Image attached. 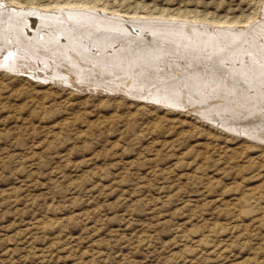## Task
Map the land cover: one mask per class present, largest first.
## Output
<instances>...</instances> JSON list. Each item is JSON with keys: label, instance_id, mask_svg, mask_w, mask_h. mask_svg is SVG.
Listing matches in <instances>:
<instances>
[{"label": "rangeland", "instance_id": "rangeland-1", "mask_svg": "<svg viewBox=\"0 0 264 264\" xmlns=\"http://www.w3.org/2000/svg\"><path fill=\"white\" fill-rule=\"evenodd\" d=\"M1 1V50L50 32L40 46L60 49L59 59L95 56L104 68H134L138 76L121 75L146 89L158 88L150 77L163 72L162 94L202 107L65 85L51 75L58 58L50 56L18 53L29 65L21 73L0 64V264H264V142L242 133L251 126L264 137V0ZM94 13L104 20L93 22ZM160 26L179 31L164 39ZM123 45L117 60L103 59Z\"/></svg>", "mask_w": 264, "mask_h": 264}, {"label": "bare ground", "instance_id": "bare-ground-1", "mask_svg": "<svg viewBox=\"0 0 264 264\" xmlns=\"http://www.w3.org/2000/svg\"><path fill=\"white\" fill-rule=\"evenodd\" d=\"M1 1V0H0ZM6 1H8V0H6ZM9 1H11L12 2V0H9ZM2 2V1H1ZM16 2V1H15ZM4 3V2H3ZM5 3H7V2H5ZM10 3V2H9ZM13 4V3H12ZM1 5V4H0ZM4 5V4H3ZM7 4H5L4 6H6ZM50 5L51 4H47V5H45V6H41V8H43V9H47V8H49L50 7ZM74 5H79L78 3H73V4H71V3H69V2H65L64 3V5L63 6H70V7H72V6H74ZM8 6V5H7ZM12 6V5H11ZM15 6H17V4L15 5ZM53 6H59V7H61V5H59V4H54V5H52V7ZM80 6H87V4H80ZM69 7V8H70ZM75 7V6H74ZM77 7V6H76ZM63 8H65V7H63ZM73 8V7H72ZM71 8V9H72ZM82 8H84V7H82ZM93 8V7H92ZM5 11H6V13H7V11H10L11 12V10H10V7L8 6V7H5ZM58 9V8H57ZM67 9V8H66ZM102 9H104V8H102ZM101 9V10H102ZM4 10V9H3ZM14 10V9H13ZM2 11V10H1ZM15 12L17 11V10H14ZM25 11V10H24ZM30 11H31V9H30ZM30 11H29V13H30ZM74 11V10H73ZM80 11V10H79ZM18 12V11H17ZM19 12L21 13V11L19 10ZM27 12H28V10H27ZM26 12V13H27ZM32 12V11H31ZM34 12V11H33ZM39 12V13H38ZM43 12V11H42ZM67 12V11H66ZM35 13V12H34ZM33 13V14H34ZM73 13V12H72ZM86 13V12H85ZM84 13V15H86ZM89 13V12H88ZM93 13V12H92ZM92 13H90V14H92ZM4 14V13H3ZM7 14H10V15H14V12H12V13H7ZM6 14V15H7ZM32 14V13H31ZM32 14V15H33ZM61 14V13H60ZM74 14V13H73ZM99 14V13H98ZM104 14V13H103ZM9 15V16H10ZM22 15V14H21ZM39 15H43V17H49V15L47 16V14H42V13H40V11H36V15L35 16H39ZM70 15V14H69ZM72 15V14H71ZM70 15V16H71ZM83 15V14H82ZM105 15H107V14H105ZM3 16V15H2ZM34 16V17H35ZM77 16V15H76ZM89 16L90 15H86L85 17H86V19L85 20H87V18H89ZM161 16V15H160ZM13 17V16H12ZM18 17H21V16H19V14H18ZM33 17V16H32ZM53 17V16H52ZM55 17V16H54ZM63 17H65V15L63 16ZM78 17H79V14H78ZM78 17H76V18H78ZM85 17H83V18H85ZM92 18L91 19H93V18H95L94 20H92L93 22L94 21H96V22H99V20L100 19H103V17H101L100 15H98L97 17H95V13H94V15L93 16H91ZM118 17V16H117ZM125 17V16H124ZM130 17H132V15L130 16ZM27 18H29V17H27ZM38 18V17H37ZM61 18V17H60ZM67 18H69V17H67ZM71 18V17H70ZM69 18V19H70ZM79 18H81V17H79ZM78 18V19H79ZM111 18V17H110ZM2 19H4V16H3V18ZM47 19V18H46ZM90 19V18H89ZM114 19V20H113ZM123 19V18H122ZM128 19V18H127ZM134 19H136V18H134ZM140 19V18H139ZM138 19V20H139ZM16 20V19H15ZM38 20H42V19H38ZM45 20V19H44ZM84 20V19H83ZM104 20V19H103ZM110 20V19H109ZM109 20H107V22L109 21ZM141 20V19H140ZM144 19H142V21H143ZM149 20V19H148ZM153 20V19H152ZM3 21V20H2ZM36 21V20H35ZM34 20H33V22H35ZM43 21V20H42ZM89 21H91V20H89ZM102 21V20H101ZM106 21V20H105ZM132 20H121V19H116V18H112V20H111V22L113 23V24H115V25H117V26H122L123 24H125L126 26L127 25H129L130 23H132L131 22ZM18 22V21H17ZM69 22V21H68ZM71 22H72V20H71ZM82 22V21H81ZM93 22H91V23H93ZM111 22H108V23H111ZM130 22V23H129ZM134 22H135V20H134ZM133 22V23H134ZM141 22V21H140ZM144 22V21H143ZM142 22V23H143ZM163 22V21H162ZM5 23V25H6V22H4ZM8 23H10L9 21H8ZM41 23V22H40ZM84 23V22H83ZM86 23V22H85ZM103 23H105V22H103ZM135 23H138L137 21L135 22ZM134 23V24H135ZM259 23V22H258ZM15 24H17V23H15ZM65 24V23H64ZM97 24V23H96ZM112 24V25H113ZM140 25H141V23H139ZM145 24H147V23H145ZM144 24V25H145ZM161 24V23H160ZM170 24V23H169ZM179 24V23H178ZM4 25V24H3ZM2 25V26H3ZM4 25V26H5ZM31 25V24H30ZM39 25H41V24H39ZM50 25V24H49ZM55 25V24H54ZM88 25V24H87ZM101 25V24H100ZM103 25V24H102ZM106 25V24H105ZM124 25V26H125ZM137 25V24H136ZM164 25V24H163ZM168 25V24H167ZM182 25V24H181ZM1 26V25H0ZM33 26V25H32ZM96 26H98V25H96ZM104 26V25H103ZM106 26H108V25H106ZM155 26V25H154ZM153 26V27H154ZM255 26V25H254ZM6 27V29H7V25L5 26ZM54 27V26H53ZM62 27V26H61ZM68 27V26H67ZM78 27H80V26H78ZM89 27V26H88ZM101 27L102 26H100V29H101ZM110 27H112V26H110ZM145 27V26H144ZM180 27V26H179ZM178 27V28H179ZM205 27V26H204ZM0 28H2V27H0ZM11 28V27H10ZM39 28V27H38ZM46 28V27H45ZM45 28H43V29H45ZM55 28V27H54ZM60 28V27H59ZM94 28V27H93ZM113 28H114V26H113ZM112 28V29H113ZM129 28V27H128ZM156 28V27H155ZM176 27H170V26H160V27H158V29H157V31L159 30L160 31V29H164L165 31L167 30V32L165 33H159V34H157L158 36H161V38H163L164 37V39H165V36H167V35H169V36H171V33L169 34V32H171L172 30L174 31V30H178V29H175ZM181 28V27H180ZM186 28V29H185ZM184 29L186 30V31H182L183 33H187V32H192L191 30H190V28L191 27H185ZM3 29H5V28H3ZM5 29V30H6ZM27 29V28H26ZM34 29V28H33ZM41 29V28H40ZM42 29V30H43ZM49 29H51V28H49ZM57 29V28H56ZM92 29V28H91ZM109 29V28H108ZM117 29V28H116ZM124 29V28H123ZM133 29V28H132ZM169 29L171 30V31H169ZM183 29V28H182ZM192 29V28H191ZM200 29V28H199ZM205 29V28H204ZM25 30V29H24ZM30 30V29H29ZM52 30V29H51ZM54 30V29H53ZM90 30V29H89ZM97 31V28H95L94 29V31ZM117 30H119V29H117ZM122 30V29H121ZM129 30H131V29H129ZM163 30V31H164ZM243 30V29H242ZM37 31V30H36ZM49 31V30H48ZM64 31V30H63ZM100 31V30H99ZM98 31V32H99ZM124 31V30H123ZM128 31V30H127ZM179 31V30H178ZM30 32V31H29ZM32 32V31H31ZM35 32V31H34ZM38 32V31H37ZM36 32V33H37ZM40 32H41V30H40ZM53 32H55V30L53 31ZM58 32V31H57ZM122 32V31H121ZM132 32V31H131ZM195 32V31H194ZM211 32V31H210ZM213 32V31H212ZM221 31H219V33H220ZM33 33V32H32ZM35 33V34H36ZM42 33V32H41ZM45 33V32H44ZM48 33V32H47ZM43 34V35H41L40 33V35H41V37H40V40L39 39H31V38H26V37H23V42H21V45L19 46V50L18 49H16V50H14V49H11V47H9V49L11 50L10 52H8L9 51V49H7V47H2V49L3 50H1V48H0V57H1V59H0V64H1V66L2 65H4V67H5V69L6 70H8V71H10V72H14V73H21L22 71V69H25V68H28V66L29 65H27L28 63H25V61H22V59H21V57L20 56H18L19 54L18 53H20V52H22V53H27L29 56H41V57H44V56H50V57H52V58H58V60H56L55 62L57 63V64H52L53 66H52V68H53V70H52V74L51 75H59L61 78H60V80L59 79H57V81L59 80V82H64V84L66 83V84H70V85H75L77 88H81V90H83V91H87V90H96V89H99V90H103L104 91V89H107V90H111L112 92H116V93H118V92H121V93H123V94H125V95H127L128 96V94H130V95H145L147 98H149V100L151 101V102H154V103H156V102H161L162 103V106H163V104L165 103L166 105H168V106H170V107H174V108H182V109H188V108H193L194 106H195V104L196 105H201V107H202V102L200 103H194L193 102V100H186L185 98V96H182V95H177V94H174L173 92L171 93H166L167 92V90L166 91H164V93L165 94H162L163 93V89L165 90V87H166V83H167V81H165V79H163V76H160V75H163L164 73L163 72H160L159 71V76H158V74L157 75H153V74H151V72L153 71L154 72V70H153V68L152 69H150L148 66L150 65L149 63V65L147 64H145L144 66H142L143 65V63L141 64V69H145L146 70V72H149V74L148 75H150L151 74V77L150 78H153V76H155V78L154 79H152L151 81H155V82H158V84H159V86H158V88L156 87V85L155 86H152L153 84V82L150 84L151 86L149 87V84H147V83H145L144 85H147V89L146 88H144L143 86H141L140 84H139V78L137 77L138 75L134 72V71H136V70H133L132 68H127V66L125 67V70H128V71H133L137 76L135 77V78H137V79H134V77L132 76H130L129 75V77H126V75L124 74H122L121 75V73L123 72V71H125V70H121V67H122V65H120L121 67H119V68H117V69H115V68H113V69H111L110 67L108 68V66H107V64H106V68H104L105 67V65H102L101 63L102 62H100L101 60H102V58L99 60V59H97V58H95V56H93L92 58H90L91 56H87V57H85L86 55L85 54H87V53H85V54H83V55H85V56H82L83 57V59L85 60V61H87V62H89L88 64L86 63V64H83V63H81V62H83V61H81V62H78L77 60H75V57L74 56H76V55H74V56H71L70 54H68V56H61V57H63V60H62V58H60L59 59V55L58 54H62L61 53V51H60V49H58V50H56L53 54L51 53H49V51H45V49L42 47V46H40V43H45V42H47V44H48V37H49V33L48 34ZM61 33H62V36L64 37V39L65 38H67L66 37V35H68L67 33H64V32H62L61 31ZM91 33V32H90ZM95 33V32H94ZM101 33V32H100ZM126 33V32H125ZM133 33V32H132ZM219 33H216V34H219ZM225 33V32H224ZM223 33V34H224ZM232 33V32H231ZM235 33V32H234ZM239 33V32H238ZM26 34V33H25ZM31 34V33H30ZM35 34H34V36H35ZM38 34V35H39ZM58 34V33H57ZM92 34V33H91ZM103 34V33H102ZM199 34V33H198ZM197 34V35H198ZM202 34V33H201ZM213 34V33H212ZM222 34V33H221ZM227 34V33H226ZM229 34H230V32H229ZM23 35V34H22ZM27 35H29V33L27 34ZM45 35H47V36H45ZM61 35V34H60ZM95 35V34H94ZM105 35V34H104ZM121 35H122V33H121ZM177 36V34H173L172 36L173 37H176ZM186 35V34H185ZM194 35V34H193ZM20 36V35H19ZM62 36H60V37H62ZM77 36V35H76ZM128 35H127V33H126V37H127ZM130 36V35H129ZM132 36H134V35H132ZM151 35L149 34L148 35V37L146 36L144 39H145V42H147V41H149V44L151 43L150 42V39H151V37H150ZM195 36V35H194ZM210 36V35H209ZM212 36V35H211ZM215 36V35H214ZM31 37V36H30ZM90 36H88V38H89ZM106 37V36H105ZM110 37V36H109ZM116 37V36H115ZM114 37V38H115ZM120 37V36H119ZM157 37V36H156ZM179 37V36H178ZM108 38V37H107ZM111 38V37H110ZM122 38H123V36H122ZM133 39H134V37H132ZM158 38H160V37H158ZM168 38V37H167ZM177 38V37H176ZM181 38V37H180ZM180 38H178V39H180ZM1 39V38H0ZM13 39H15V37L13 38ZM59 39V38H58ZM112 39H113V37H112ZM124 39H125V37H124ZM127 39V38H126ZM133 39H131L132 41H133ZM4 40V39H3ZM2 40V41H3ZM10 40V39H9ZM16 40V39H15ZM92 40H93V38H92ZM131 40H129V38H128V41L130 42ZM147 40V41H146ZM174 40H176L175 38H174ZM183 40H184V38H183ZM202 40V39H201ZM17 42H18V40H16ZM55 41V40H54ZM57 41H59V40H57ZM141 41H143V40H141ZM185 41V40H184ZM195 41V40H194ZM13 42V41H12ZM27 42H29V43H27ZM49 42H50V40H49ZM91 42V41H90ZM121 42V41H120ZM125 42V41H124ZM127 42V41H126ZM176 42V41H175ZM180 42H183V41H179V43L177 42V44H180ZM210 42V41H209ZM25 43V44H24ZM132 43V42H131ZM143 43V42H142ZM164 43V42H163ZM201 43V42H200ZM227 43V42H226ZM7 44V43H6ZM17 44V43H16ZM58 44H61V43H58ZM57 44V45H58ZM83 44V43H82ZM115 44V43H114ZM126 44V43H125ZM148 44V45H149ZM162 44V43H161ZM176 44V45H177ZM210 44V43H209ZM229 44V43H228ZM231 44V43H230ZM41 45H43V44H41ZM55 45V44H54ZM54 45H53V47H54ZM92 45V44H91ZM142 45V44H141ZM183 45H185V44H183ZM204 45V44H203ZM208 45V44H207ZM49 46V45H48ZM52 46V45H51ZM60 46V45H59ZM62 46V45H61ZM90 46V45H89ZM89 46H88V48H89ZM164 46V45H163ZM178 46V45H177ZM181 46H182V44H181ZM192 46V45H191ZM212 46V45H211ZM238 46V45H237ZM18 47V46H17ZM57 47V46H56ZM56 47H55V49H56ZM71 47V46H70ZM91 47V46H90ZM149 47V46H148ZM169 47V46H168ZM180 47V46H179ZM223 47V46H222ZM50 48V47H49ZM60 48V47H59ZM94 48V47H93ZM151 48V47H150ZM154 48V47H153ZM176 48V47H175ZM174 48V49H175ZM181 48V47H180ZM179 48V49H180ZM182 48H184V47H182ZM188 48H190V47H188ZM225 48V47H224ZM232 48V47H231ZM75 49V48H74ZM90 49V48H89ZM178 49V48H177ZM196 49V48H195ZM227 49V48H226ZM49 50V49H48ZM84 50V49H83ZM108 50H110L111 51V53L110 54H105L104 56H102L103 57V59L104 60H109V58H111V57H113L114 55H115V57H116V55H118V53H120L119 51H123V50H127L128 51V49L126 48H124V45H123V47H119L117 50L115 49V50H113V49H108ZM113 50V51H112ZM150 50V49H149ZM162 50H164V49H162ZM162 50H159V52L160 51H162ZM186 50H187V48H186ZM259 50V49H258ZM263 50V49H262ZM24 51H26V52H24ZM69 51H72V49H70ZM81 51H82V49H81ZM90 51V50H89ZM109 51V52H110ZM121 51V53L123 54V52ZM124 51V52H125ZM154 51V50H153ZM190 51V50H189ZM208 51V50H207ZM222 51V50H221ZM91 52V51H90ZM144 52H147V51H144ZM227 52V51H226ZM233 52V51H232ZM257 52V51H256ZM55 53H57L56 54V56H55ZM64 53V52H63ZM70 53V52H69ZM77 53V52H76ZM177 53V52H176ZM182 53V52H181ZM187 53V52H186ZM81 54V53H80ZM94 54V53H93ZM104 54V53H103ZM178 54V53H177ZM23 55V54H22ZM95 55V54H94ZM125 56H126V53L124 54ZM26 56V55H25ZM55 56V57H54ZM24 57V56H23ZM32 57V58H33ZM115 57H113L114 59H116L117 60V58H115ZM118 57V56H117ZM257 57V56H256ZM39 58V57H38ZM121 58V57H120ZM126 58V57H125ZM127 58H129V56L127 57ZM92 59L94 60L95 59V61L94 62H91L92 61ZM130 59H132V58H130ZM24 60V59H23ZM79 60V59H78ZM151 60V59H150ZM154 60V59H153ZM158 60V59H157ZM252 60V59H251ZM96 61H97V63H96ZM120 61H121V59H120ZM119 61V62H120ZM244 61V60H243ZM52 62H53V60H52ZM54 62V63H55ZM123 62V61H122ZM125 63H127V62H129V60L128 61H124ZM131 62H132V60H131ZM245 62V61H244ZM46 63V62H45ZM49 63H51V62H49ZM48 63V64H49ZM85 63V62H84ZM107 63V62H106ZM130 63V62H129ZM129 63H127V64H129ZM157 63H158V61H157ZM259 63V62H258ZM134 64V63H133ZM133 64H129V66L130 67H132V65ZM152 64V63H151ZM176 64V63H175ZM34 65V64H33ZM111 65V64H110ZM119 65V64H118ZM163 64H161V66H162ZM167 65H168V63H167ZM263 65V64H262ZM0 66V67H1ZM104 66V67H103ZM112 66H114V65H112ZM116 66V65H115ZM128 66V67H129ZM176 66H178V65H176ZM206 66V65H205ZM209 66V65H208ZM261 66V65H260ZM153 67V66H152ZM175 67V66H174ZM190 67V66H189ZM247 67V66H246ZM31 68V67H30ZM50 68V67H49ZM122 68H124V67H122ZM136 68H137V66H136ZM168 68V67H167ZM170 68V67H169ZM173 68V67H172ZM262 68H263V66H262ZM39 69V68H38ZM179 69L180 68H174V70H173V72L175 71L176 73L175 74H179L180 75V73H182V71L179 73ZM183 69V68H182ZM192 69V68H191ZM207 69V68H206ZM226 69V68H225ZM241 69V68H240ZM250 69V68H249ZM248 69V70H249ZM25 70H27V69H25ZM139 70V69H138ZM144 70V71H145ZM150 70H151V72H150ZM160 70V69H159ZM164 70H165V68H164ZM168 70V69H167ZM29 71V70H28ZM27 71V72H28ZM142 71V70H141ZM141 71H139V72H141ZM184 72H185V70H183ZM187 71V70H186ZM39 72V71H38ZM126 72V71H125ZM138 72V71H137ZM155 72L157 73V70H155ZM239 72V71H238ZM155 73V74H156ZM165 73H167V72H165ZM170 73H172V72H170ZM192 73H194V72H192ZM259 73V72H258ZM130 74V73H129ZM140 74V73H139ZM142 74V73H141ZM144 74V73H143ZM147 73H145V76H147L146 75ZM167 74H169V73H167ZM174 74V73H173ZM241 74V73H240ZM245 74V73H244ZM249 75V74H248ZM58 76V77H59ZM144 76V77H145ZM165 76H167V75H165ZM170 76V75H169ZM169 76H168V78H169ZM178 76V75H177ZM251 76V75H250ZM253 76V75H252ZM44 77V76H43ZM47 77H49V75L47 76L46 75V78ZM51 77V76H50ZM49 77V78H50ZM52 77H55V76H52ZM127 79H126V78ZM174 77V76H173ZM172 77V78H173ZM36 78V77H35ZM45 78V79H46ZM123 78H125V82L126 81H128V80H130L131 79V83L128 85V84H125V83H121V80H123ZM142 78H143V75H142ZM146 78V77H145ZM144 78V79H145ZM165 78V77H164ZM179 78V77H178ZM183 78V77H182ZM191 78V77H190ZM239 78V77H238ZM52 79V78H51ZM147 79L149 80V78L147 77ZM171 79V78H170ZM176 79H177V77H176ZM184 79V78H183ZM50 80V79H49ZM168 80V79H167ZM173 79H171V81H172ZM182 80V79H181ZM142 81H144V80H142ZM174 81V80H173ZM219 81V80H218ZM58 82V83H59ZM129 82V81H128ZM146 82H147V80H146ZM170 82V81H169ZM55 83H57V82H55ZM57 83V84H58ZM127 83V82H126ZM149 83V82H148ZM240 83V82H239ZM65 84V85H66ZM143 84V83H142ZM161 84V85H160ZM188 84V83H187ZM194 84V83H193ZM167 85H168V83H167ZM180 85H182L183 87H184V85H186V84H184L183 83V81H181V83H180ZM196 85V84H195ZM235 85V84H234ZM74 86V87H75ZM173 86H175L174 84H173ZM182 86H181V88H182ZM187 86V85H186ZM193 86V85H192ZM261 86V85H260ZM75 87V88H76ZM146 87V86H145ZM170 86H167V88H169ZM188 87H190V86H188ZM188 87L187 88H185L184 87V89L183 90H185V91H187V90H189L190 89V91H191V87L188 89ZM171 88V87H170ZM175 88V87H174ZM205 88V87H204ZM262 88V87H261ZM151 89V90H150ZM158 89H159V92H158ZM225 89V88H224ZM80 90V91H81ZM162 92H161V91ZM98 91V90H97ZM168 91H170V90H168ZM182 91V90H181ZM194 91V90H193ZM204 92V91H203ZM108 93V92H107ZM110 93V92H109ZM161 93V94H160ZM184 93V92H183ZM187 93V92H186ZM180 94V93H179ZM185 94V93H184ZM194 94H196V92L194 93ZM227 94V93H226ZM176 95H177V97H176ZM193 95V94H192ZM198 96V95H197ZM138 97V96H137ZM145 97V98H146ZM179 97H181V98H179ZM191 97V96H190ZM193 97V96H192ZM139 98V97H138ZM195 98V97H194ZM216 98V97H215ZM142 99V98H141ZM209 99V98H208ZM148 100V99H147ZM257 100V99H256ZM263 100V99H262ZM146 101V100H145ZM183 101H185V103L183 104ZM223 102V101H222ZM227 103H228V101H226ZM232 102H233V100H232ZM231 102V103H232ZM209 103V102H208ZM207 103V104H208ZM220 103H221V101H220ZM225 103V102H224ZM231 103H229V106L228 107H230V104ZM235 103V102H234ZM259 103V102H258ZM258 103H256V104H258ZM264 103V102H263ZM262 104V103H261ZM260 104V105H261ZM211 105V104H210ZM225 105V104H224ZM223 105V106H224ZM233 105H235V104H233ZM223 106H222V108H223ZM259 106V105H258ZM205 107V106H204ZM212 107V106H211ZM215 107V106H214ZM218 107H221L220 105L218 106ZM237 107V106H236ZM241 107V106H240ZM216 108H217V106H216ZM227 107H225V109H226ZM231 108V107H230ZM233 108L235 109V107L233 106ZM211 109H213V108H211ZM229 109V108H228ZM236 109H238V108H236ZM241 109H244V108H241ZM247 109V108H246ZM238 110H240V109H238ZM237 110V111H238ZM242 111V110H241ZM225 114V113H224ZM199 115H200V113H199ZM252 115V114H251ZM255 115H257V114H255ZM236 116V115H235ZM254 116V115H253ZM259 115H257V117H258ZM201 117V116H200ZM238 117V116H237ZM247 118V117H246ZM256 118V117H255ZM260 118V117H259ZM261 118H262V116H261ZM209 119V118H208ZM211 119V118H210ZM245 119V118H244ZM257 119V118H256ZM228 120V119H227ZM241 120V119H240ZM243 120V119H242ZM248 120V119H247ZM252 120H255V119H252ZM208 121V120H207ZM224 121V120H223ZM229 121H230V118H229ZM232 121V120H231ZM233 121H234V119H233ZM236 121V120H235ZM238 121V120H237ZM262 121V120H261ZM260 121V122H261ZM219 122V121H218ZM220 123V122H219ZM227 123V122H226ZM243 123V122H242ZM263 123V122H262ZM223 124V123H222ZM222 124H220V125H222ZM232 124V123H231ZM244 124V123H243ZM254 124V123H253ZM261 124V123H260ZM264 124V123H263ZM234 125V124H233ZM246 125H247V123H246ZM256 125V124H255ZM253 126V125H252ZM261 126V125H260ZM224 127V126H223ZM234 128H236V127H234ZM251 128V126H249V129ZM233 129V128H232ZM239 129V128H238ZM248 128H246V129H243L242 130V133H246V134H248L249 136H247L248 138H251V139H254V140H260V141H263L264 142V137H262V138H259L258 137V135H260L261 133H262V131H261V133H258V132H252V131H250ZM255 129H257V128H255ZM264 132V131H263ZM264 134V133H263Z\"/></svg>", "mask_w": 264, "mask_h": 264}]
</instances>
